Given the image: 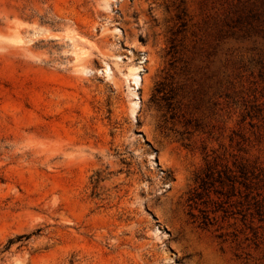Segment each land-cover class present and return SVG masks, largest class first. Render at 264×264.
<instances>
[{"label":"rangeland","instance_id":"374dc122","mask_svg":"<svg viewBox=\"0 0 264 264\" xmlns=\"http://www.w3.org/2000/svg\"><path fill=\"white\" fill-rule=\"evenodd\" d=\"M0 264H264V0H0Z\"/></svg>","mask_w":264,"mask_h":264},{"label":"bare ground","instance_id":"6f19581e","mask_svg":"<svg viewBox=\"0 0 264 264\" xmlns=\"http://www.w3.org/2000/svg\"><path fill=\"white\" fill-rule=\"evenodd\" d=\"M71 45L73 47V55L77 62H80L82 60V56L86 54V52L83 50V48L77 43V41L74 38H70Z\"/></svg>","mask_w":264,"mask_h":264}]
</instances>
